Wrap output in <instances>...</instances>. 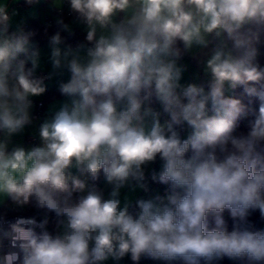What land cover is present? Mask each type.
Returning a JSON list of instances; mask_svg holds the SVG:
<instances>
[{"label": "clouds", "instance_id": "1", "mask_svg": "<svg viewBox=\"0 0 264 264\" xmlns=\"http://www.w3.org/2000/svg\"><path fill=\"white\" fill-rule=\"evenodd\" d=\"M65 4L86 29V42L75 47H61V33H73ZM52 7L61 15L44 75L35 32L23 21L10 31L17 13L0 0V202L54 213L56 230H47V215L0 226L10 249L0 264H102L128 255L264 264V229L248 221L254 210L264 218V67L257 60L264 0H52ZM213 41L202 65L207 90L182 84L178 62ZM65 72L64 99L39 125L41 145L14 143L33 124V98ZM238 86L259 101L258 111L226 96ZM250 113L248 133L233 135ZM185 125L190 132L181 139ZM157 157L162 167L151 180L167 185L165 194L122 198L125 188L149 191L145 168ZM101 172L107 198L88 183Z\"/></svg>", "mask_w": 264, "mask_h": 264}, {"label": "crops", "instance_id": "2", "mask_svg": "<svg viewBox=\"0 0 264 264\" xmlns=\"http://www.w3.org/2000/svg\"><path fill=\"white\" fill-rule=\"evenodd\" d=\"M24 0H9L10 8L11 10H14L17 15L12 17V23L13 28L10 29L14 30V27L17 23H20L23 21L22 27L26 28V26L30 27L32 23L35 25L37 24H44L48 27L56 26L55 24V18L58 15H61L55 8L52 7V0H40V3L37 5H24L22 4ZM67 8V5L65 4L63 11ZM35 13V15H33ZM65 23L72 24L73 33H65L62 32L61 36L64 40V44L61 45V47H65L66 45H71L75 47L78 43L86 42V29L83 25H78L73 23L74 20L67 19L64 20ZM58 29V28H57ZM50 34L44 37L42 40V43L37 45V47L40 50L41 59L44 64V72L47 74V71L50 70V64L48 63V57L50 55V47H49V38L54 35ZM34 43V42H33ZM35 44V43H34ZM213 45H209L207 48L202 49H194L192 54H187L186 57L182 58L178 63L185 68V71L182 74L181 83H197L202 84L205 86V89L207 90V85L209 82L210 77L206 76L203 72V62L208 58V56L211 53V48ZM69 78L68 73H64L63 76H57L54 77L52 80L47 81L48 89L47 91L40 97H34L33 98V108L30 110L31 115L33 117V124L30 126H27L25 131L19 135L13 138L14 143L21 144L25 148H31L34 146H40L41 141L39 140V125L44 121V119L50 114V109L53 108V106L59 105L61 101H63L64 97L59 92V83L61 80L66 82ZM234 90H226V96L232 95ZM42 102V110L41 114H37V103ZM156 111H159L161 113V121L165 119V115L163 114L162 106L153 99L152 105H151ZM190 132V129L187 128V125L183 127L182 132L180 133L181 139H186L188 134ZM32 138H36V142L30 141ZM162 161L158 162L157 159L154 163H151L146 166L145 168V175L147 178V175L149 173H152L153 171L159 172L162 167ZM89 185L94 184L96 189L101 192L105 198H107L108 193L111 189V186L108 185L103 177V173L100 174V177L97 181L92 182L91 180L88 181ZM148 184V183H147ZM149 186V191L144 192L143 190L137 189L135 192H130L127 188L121 190V197L123 198L124 195H128L129 198L135 202L136 199L139 198H150L156 194H159L163 196L166 192V189L164 188H151ZM86 194V193H85ZM80 194H78L79 196ZM7 199L5 198L2 202H0V207L3 205V203ZM264 229V221H262L260 228ZM232 260V259H231ZM233 261V260H232ZM239 261V260H234ZM177 264H182L180 261H176ZM166 263H172L168 261L163 260H155L146 256H142L139 260L138 264H166ZM102 264H132L130 263V255L125 256L123 259H121L119 262L113 261L112 259H109L107 261L102 262ZM203 264V261L201 262Z\"/></svg>", "mask_w": 264, "mask_h": 264}, {"label": "trees", "instance_id": "3", "mask_svg": "<svg viewBox=\"0 0 264 264\" xmlns=\"http://www.w3.org/2000/svg\"><path fill=\"white\" fill-rule=\"evenodd\" d=\"M22 4L27 5L25 0L22 2ZM25 31H34L35 32V35L32 37V42H34L35 45L37 46V45L42 43V40L44 39L45 36L56 33V31H58V29L55 26L48 27L44 24L43 25L42 24L35 25L34 23H32L30 27L26 26ZM178 46L181 48L183 47L182 43H179V42H178ZM257 47H258V52H259V55L257 57L258 63L260 64L261 67H264V36L261 37V43L258 44ZM185 55L183 56V58L186 57ZM230 97L240 99L243 104H245L246 106H248L251 109L258 111L259 101L255 97H251V98L248 97L244 93L243 86H238L233 91L232 95H230ZM252 119H254V117L251 115V113L247 116H244V117H241L240 119H238L236 128L234 129V132H233V135H235V136L246 135L249 131V121ZM258 150H264V142H261L260 148ZM75 197H78V194H74V198ZM11 207H15V206L12 204V202L10 200L7 199L3 203V205L0 207V214L4 213L8 209H11ZM22 208H24V209L29 208L30 210L42 211L44 213V217H45V215H47V217L49 219V224L47 225V228L49 230H51L53 233L56 231L55 230V214L54 213H47L45 210L37 209L33 204L26 205ZM258 214H260L259 210L250 211V215L248 216V221L250 222L252 217L255 215H258ZM223 218L225 219V221L227 223L228 230L231 231L232 225H233V220L230 217L228 210L224 211ZM214 226L215 225H214V221H213L212 217H209V229L213 228ZM221 262L227 263V262H234V261H231L229 258L224 257L223 259L214 261L213 264H220ZM235 262H237V261H235ZM238 262L246 264V261L239 260Z\"/></svg>", "mask_w": 264, "mask_h": 264}, {"label": "built area", "instance_id": "4", "mask_svg": "<svg viewBox=\"0 0 264 264\" xmlns=\"http://www.w3.org/2000/svg\"><path fill=\"white\" fill-rule=\"evenodd\" d=\"M63 15V19L67 20V19H71L74 20V17L69 13L68 10V6L67 8H65V10L62 13ZM215 43V41H213V43L211 45H213ZM44 75H46V73H42ZM47 82V81H46ZM42 102H38L37 103V114H41V110H42ZM165 119H167V116L165 115ZM183 129H180L179 131L181 132ZM30 141L32 142H36V138H32ZM157 161L160 162L161 160L159 159V157H157ZM151 174L149 173V175H147L146 178V182L148 183V185L152 186V187H158V188H164L167 190V185H163L157 182H153L151 180ZM35 218L38 222L41 221L44 218V213L42 211L39 210H30L28 209H24V208H20V207H11V209L6 210L4 213L0 214V226L6 228L7 227V222H14L17 218ZM262 221H264V218H261L260 214L255 215L252 217L250 223L253 225L254 229L259 230L260 225L262 223ZM47 230L52 233L53 235H55V232L53 233L51 230H49L47 228ZM37 232L40 231L39 228L36 229ZM9 242L7 240H3L2 242H0V255L5 254L7 251H9ZM130 263L132 264H138V262H134L131 260L130 258ZM166 264H170V263H166ZM220 264H244V263H240V262H221Z\"/></svg>", "mask_w": 264, "mask_h": 264}, {"label": "rangeland", "instance_id": "5", "mask_svg": "<svg viewBox=\"0 0 264 264\" xmlns=\"http://www.w3.org/2000/svg\"><path fill=\"white\" fill-rule=\"evenodd\" d=\"M151 188H156V187H152L151 186ZM231 260V259H230ZM232 261V260H231ZM234 261V260H233ZM213 263H214V261H213ZM170 264H172V263H170ZM173 264H177V262L176 261H173Z\"/></svg>", "mask_w": 264, "mask_h": 264}]
</instances>
